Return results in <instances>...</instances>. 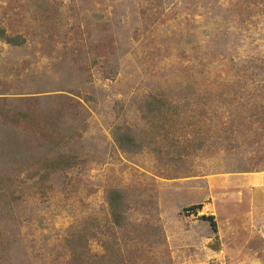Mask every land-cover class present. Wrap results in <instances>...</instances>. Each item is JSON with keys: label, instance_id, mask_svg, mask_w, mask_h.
I'll return each mask as SVG.
<instances>
[{"label": "rangeland", "instance_id": "1", "mask_svg": "<svg viewBox=\"0 0 264 264\" xmlns=\"http://www.w3.org/2000/svg\"><path fill=\"white\" fill-rule=\"evenodd\" d=\"M0 28V264H79L83 238L85 264H264V0H0ZM243 61L241 113L167 116L181 151L141 118L149 95L196 104Z\"/></svg>", "mask_w": 264, "mask_h": 264}, {"label": "trees", "instance_id": "2", "mask_svg": "<svg viewBox=\"0 0 264 264\" xmlns=\"http://www.w3.org/2000/svg\"><path fill=\"white\" fill-rule=\"evenodd\" d=\"M5 35V31L0 28V38L4 37ZM192 42L193 41L189 39L187 41V44L189 45ZM247 66L248 64L246 63V61L231 62L225 64L222 68H220L221 80L219 84H211L209 86H206L204 90L200 91V93L197 94L198 100L196 104L193 103V98L196 96L195 93H188L183 97V99L179 100L175 97V95L172 94V92H158L149 95L148 97L144 98L143 101H139L136 107L138 108L141 118L150 123L151 129H158L163 131L165 133L164 139L171 140L170 144L168 143V146L173 148L172 150L180 149L178 150L179 152L182 150V147L180 145H177V138L174 134V129H177V126L173 124V120L170 119L171 117H167L171 115L170 112L173 113L174 109H178V107L183 103L187 106L196 105L198 107H201L203 110L212 108L213 110L220 109L240 112L239 108L243 109L246 104V74L248 73ZM205 71L208 70L205 69ZM223 72L226 73V76L224 78H222ZM231 73H233V75H231ZM181 89L190 91L192 88L188 86L186 88L182 87ZM243 121L244 118L241 119V122ZM230 135H228L227 137H230ZM170 136L172 137V139L169 138ZM207 139V134L203 135L201 132L200 139L198 141L199 149L206 145ZM224 139H226V137ZM116 143L118 147L126 153H136L140 149H142L143 145L137 141L131 129H127L122 134L120 133L118 138H116ZM148 146L157 147V144L154 142H150ZM165 160H167L168 162L170 160L174 161V158L161 159L160 161L164 164ZM179 160L180 158L177 159V161ZM127 203V197L123 192H110L108 197V213L110 217V224H112L113 229L117 228L121 230L126 229V227L128 226L126 215L129 211V208ZM201 209L202 205L191 206L184 209L183 213L187 215L198 214ZM200 219L204 222L209 223L212 231L214 233H217V223L213 216H202ZM81 242V247H84L87 244L85 238L81 239ZM81 247L78 249L75 248L76 251L73 252V258L77 263L85 264V261L87 260L86 249H83ZM109 258L110 260H107L110 262L109 264H111V262L115 258ZM115 263L125 264L126 262L125 260L122 261V259L119 261L118 257L117 262Z\"/></svg>", "mask_w": 264, "mask_h": 264}]
</instances>
